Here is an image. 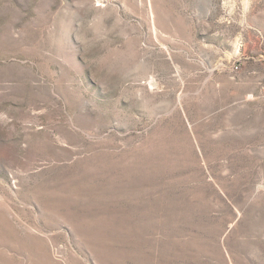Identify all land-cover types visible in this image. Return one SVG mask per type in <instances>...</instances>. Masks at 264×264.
<instances>
[{"label": "rangeland", "instance_id": "374dc122", "mask_svg": "<svg viewBox=\"0 0 264 264\" xmlns=\"http://www.w3.org/2000/svg\"><path fill=\"white\" fill-rule=\"evenodd\" d=\"M0 264H264V0H0Z\"/></svg>", "mask_w": 264, "mask_h": 264}, {"label": "bare ground", "instance_id": "6f19581e", "mask_svg": "<svg viewBox=\"0 0 264 264\" xmlns=\"http://www.w3.org/2000/svg\"><path fill=\"white\" fill-rule=\"evenodd\" d=\"M171 136V135H170ZM162 138V137H161ZM160 138V139H161ZM171 138H174V137H171ZM164 140H165V137H164ZM172 140V139H171ZM174 140V139H173ZM176 140V139H175ZM178 140V139H177ZM183 140V139H182ZM180 141V140H179ZM162 142V144H163V140L161 141ZM171 142V141H170ZM173 143H174V141H172ZM176 142V141H175ZM181 142V141H180ZM166 143V142H165ZM165 143H164V146H166L165 145ZM169 143V142H168ZM167 143V144H168ZM190 143V142H189ZM177 144V143H176ZM176 144H173V145H176ZM185 144H186V142H185ZM188 144V143H187ZM186 144V145H187ZM172 146V144H170L169 143V145H167L168 146V148H169V146ZM178 145V144H177ZM189 145V144H188ZM190 146V145H189ZM189 146H187V147H189ZM176 147V146H175ZM179 147V146H178ZM181 147H182V145H181ZM186 147V148H187ZM191 147V146H190ZM167 148V147H166ZM167 148V149H168ZM180 148V147H179ZM179 148H178V150H177V147H176V149L175 150H177V151H179ZM153 149V148H152ZM180 149H182V150H184V148H180ZM188 149V148H187ZM169 150V149H168ZM181 150V151H182ZM192 150V149H191ZM151 151V149L148 151V152H150ZM172 151H173V149H172ZM176 151V152H177ZM181 151H180V153H181ZM169 152V151H168ZM187 152L189 153V151L187 150ZM192 152V151H191ZM175 153V152H174ZM179 152H177V155H179L178 154ZM184 153V152H183ZM187 153V154H188ZM176 154V153H175ZM182 154V153H181ZM186 154V153H185ZM185 154H183V156L185 155ZM186 154V155H187ZM190 154H192V153H189L188 154V156L190 155ZM176 155V156H177ZM192 156V155H191ZM179 157H182L181 155L179 156ZM185 157H187V156H185ZM184 158V157H183ZM150 157L149 156H146V157H144L143 156V158L142 159H140L141 161H135V162H133L132 164H126V168H128V171H127V174H125L124 175V179H125V182H123V183H115L116 185H114V187L116 188V189H119V190H121L122 192H124L126 195H128V196H133V195H136L137 196V193L139 194V198L141 199V198H143L145 195H144V193H143V191H144V183L148 180V177H147V174H146V172L145 173H141L140 172V170H139V168H148V167H150ZM181 160V159H180ZM132 171H136V172H138L139 174V177H137V178H135L134 176H133V174H132ZM170 189V188H169ZM174 189V188H173ZM174 191V190H173ZM173 193V192H172ZM177 194V193H176ZM185 194H186V192H185ZM180 195H182V194H179V196ZM184 202V201H183ZM178 203V202H177ZM187 203V202H186ZM199 207V206H198ZM180 209V208H179ZM190 209H191V206H190ZM204 212V211H203ZM186 213V212H185ZM197 213V212H196ZM142 214V215H141ZM141 214H139L138 215V218L139 219H143L144 217H145V213H142L141 212ZM188 214V213H187ZM190 214V213H189ZM204 215V214H203ZM152 217V219H154V209L152 210V213H148L147 214V216H146V218H151ZM191 217H193V216H191ZM129 218H131V217H129ZM184 220V219H183ZM149 227V226H148ZM191 228V227H190Z\"/></svg>", "mask_w": 264, "mask_h": 264}]
</instances>
